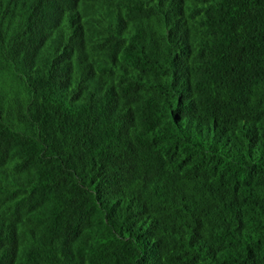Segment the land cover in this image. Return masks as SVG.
Instances as JSON below:
<instances>
[{
  "label": "trees",
  "instance_id": "1",
  "mask_svg": "<svg viewBox=\"0 0 264 264\" xmlns=\"http://www.w3.org/2000/svg\"><path fill=\"white\" fill-rule=\"evenodd\" d=\"M0 264H264V0H0Z\"/></svg>",
  "mask_w": 264,
  "mask_h": 264
}]
</instances>
